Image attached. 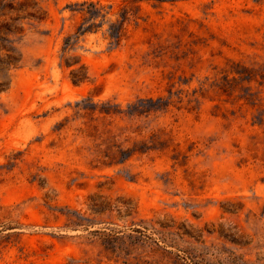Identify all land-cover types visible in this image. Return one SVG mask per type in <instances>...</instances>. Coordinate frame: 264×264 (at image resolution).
I'll return each instance as SVG.
<instances>
[{
	"label": "rangeland",
	"instance_id": "1",
	"mask_svg": "<svg viewBox=\"0 0 264 264\" xmlns=\"http://www.w3.org/2000/svg\"><path fill=\"white\" fill-rule=\"evenodd\" d=\"M37 1L0 70V264H264V0Z\"/></svg>",
	"mask_w": 264,
	"mask_h": 264
},
{
	"label": "trees",
	"instance_id": "2",
	"mask_svg": "<svg viewBox=\"0 0 264 264\" xmlns=\"http://www.w3.org/2000/svg\"><path fill=\"white\" fill-rule=\"evenodd\" d=\"M90 5H94L90 3ZM89 14H92L89 12ZM47 18V12L45 8L39 4L37 0H0V70L7 66H16L21 60V54L11 44L14 40L11 35L19 34L23 31V23H41ZM126 18V15H122V19L118 24H111L108 29V35L114 39L116 43L123 35L122 22ZM86 32V28L80 26L76 33ZM70 36L65 38L64 45L68 46L70 43ZM73 70L74 82L81 81L85 78V75L77 73ZM225 90V89H222ZM108 113V112H107ZM128 157L131 153H123Z\"/></svg>",
	"mask_w": 264,
	"mask_h": 264
}]
</instances>
